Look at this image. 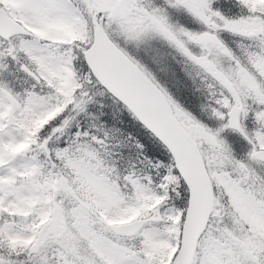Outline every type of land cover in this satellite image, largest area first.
<instances>
[{"label":"snow or ice","instance_id":"1","mask_svg":"<svg viewBox=\"0 0 264 264\" xmlns=\"http://www.w3.org/2000/svg\"><path fill=\"white\" fill-rule=\"evenodd\" d=\"M0 264H264V0H0Z\"/></svg>","mask_w":264,"mask_h":264}]
</instances>
